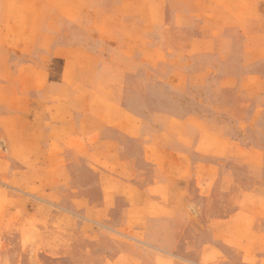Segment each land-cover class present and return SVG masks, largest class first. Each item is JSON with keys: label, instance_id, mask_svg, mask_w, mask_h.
<instances>
[{"label": "rangeland", "instance_id": "obj_1", "mask_svg": "<svg viewBox=\"0 0 264 264\" xmlns=\"http://www.w3.org/2000/svg\"><path fill=\"white\" fill-rule=\"evenodd\" d=\"M0 264H264V0H0Z\"/></svg>", "mask_w": 264, "mask_h": 264}]
</instances>
